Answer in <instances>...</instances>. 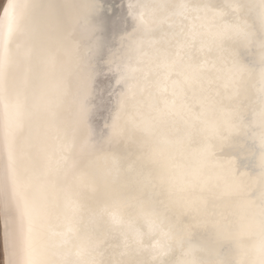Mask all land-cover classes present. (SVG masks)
I'll list each match as a JSON object with an SVG mask.
<instances>
[{"label": "snow or ice", "instance_id": "1", "mask_svg": "<svg viewBox=\"0 0 264 264\" xmlns=\"http://www.w3.org/2000/svg\"><path fill=\"white\" fill-rule=\"evenodd\" d=\"M121 7L112 17L106 0H8L2 9L4 181L20 236L9 243L6 220L0 264H264V0H125ZM33 64L46 76L58 73L65 94L75 82L73 118L62 122L51 103L39 104L47 113L39 144H21L28 95L12 74L26 82ZM101 76L113 107L97 128ZM145 92L147 113L139 104L129 112ZM49 138L54 145L43 147ZM33 148L43 153L44 171L21 177L18 161ZM189 150L198 164L182 170ZM53 177L64 181L62 228L40 246ZM83 177L98 193L86 214L71 183Z\"/></svg>", "mask_w": 264, "mask_h": 264}, {"label": "bare ground", "instance_id": "2", "mask_svg": "<svg viewBox=\"0 0 264 264\" xmlns=\"http://www.w3.org/2000/svg\"><path fill=\"white\" fill-rule=\"evenodd\" d=\"M20 2H24V0H20ZM30 2L37 4H49L54 3L58 5H73L84 2V0H30ZM125 0H106V8L108 9V16H119L123 9L122 4ZM161 2H167V0H161ZM191 3H211V4H220L223 3L224 0H189ZM8 0H5L1 11H0V19L3 18L2 9L6 7ZM117 8H115V6ZM111 35V31L109 32ZM209 59L212 58V54H205ZM45 69L38 65L33 64L32 71L29 74L27 81H23L22 74L13 71V80L17 87H23L28 95V106H29V116L25 120V126L23 131L19 134V140L21 144H23L26 140H31L34 144H39V141L36 138L37 129L43 125L47 120V113L42 109L38 108L37 105L44 103H51L54 107V110L57 114V118L62 122L70 123L73 118V110L70 103L71 92L75 90V82L69 79L67 94L64 93L61 87H58V73H53L52 75H45ZM51 72V70H48ZM150 79H154L150 77ZM100 81V89H98V95L96 96L94 103L98 105V108L93 117L94 126L97 128H103L105 121H107L112 114V101L108 97L107 93V84L108 80L106 77H99ZM43 93V98L41 99V94ZM249 95H254L253 90L249 87ZM63 102H59L60 100ZM149 103L148 93L145 92L143 95H138L136 100L131 101L129 104V112L133 111L132 105L139 104L143 107L145 113H147V105ZM127 120H122L121 123L124 124ZM4 108L3 103L0 102V224H1V239L3 246V254L5 251V221L7 220L8 226V234H9V243H11L12 238L15 236L19 239L20 236V223L18 217L14 211V206L11 198V187L8 186L7 193L5 192V181H4V151H3V131H4ZM171 131V130H167ZM54 145V141L49 138L47 141L43 143V147H52ZM195 146H192L194 149ZM224 155L228 156L230 153V149L225 148ZM183 166L182 170H187L188 168H194L198 164L197 157L194 154L193 150H189L183 161L180 162ZM45 159L43 153L39 151L37 148H33L31 150H25L21 159L18 161V170L21 174V177L24 175L25 169L29 171L40 174L44 171ZM99 167L103 168V162H100ZM209 175L215 176L218 173V169H214L212 167L208 168ZM179 177V173L177 174ZM73 184V194L77 191L79 199L81 203L85 206L84 211L87 213L88 206L95 202L96 196L98 193L93 192L88 187V178H78L72 180ZM64 181L56 180L54 177L50 182L46 195L49 198L50 204L53 206V211L49 222L37 229L36 240L38 245L44 246L47 245L51 237V232L59 231L62 228V213L64 207L65 200V192L63 191ZM32 190L29 189V195H32ZM7 199V208L6 201ZM216 206L219 210L226 209V202L217 200ZM249 244V240L247 238L244 239V245L247 246ZM5 255V259H6ZM239 258V257H238ZM249 257L240 256V259H247Z\"/></svg>", "mask_w": 264, "mask_h": 264}, {"label": "rangeland", "instance_id": "3", "mask_svg": "<svg viewBox=\"0 0 264 264\" xmlns=\"http://www.w3.org/2000/svg\"><path fill=\"white\" fill-rule=\"evenodd\" d=\"M5 0H0V11L4 4ZM3 246H2V239H1V224H0V254H3Z\"/></svg>", "mask_w": 264, "mask_h": 264}, {"label": "water", "instance_id": "4", "mask_svg": "<svg viewBox=\"0 0 264 264\" xmlns=\"http://www.w3.org/2000/svg\"><path fill=\"white\" fill-rule=\"evenodd\" d=\"M117 6L118 5H116L115 8H117ZM73 190H74V188H73ZM76 194H77V191L74 192V195H76ZM239 259H240V257H239Z\"/></svg>", "mask_w": 264, "mask_h": 264}]
</instances>
